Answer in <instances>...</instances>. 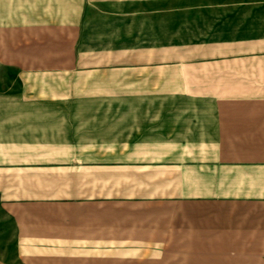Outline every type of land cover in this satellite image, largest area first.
I'll return each instance as SVG.
<instances>
[{
	"label": "rangeland",
	"instance_id": "obj_1",
	"mask_svg": "<svg viewBox=\"0 0 264 264\" xmlns=\"http://www.w3.org/2000/svg\"><path fill=\"white\" fill-rule=\"evenodd\" d=\"M258 1L134 2L132 33L101 34V48L110 47L100 48V56L46 58L66 65L64 82L51 90L67 101L36 109L66 114L59 121L66 128L52 129L61 138H32L31 152H20L12 141L17 138H0L8 139L0 143V194L44 197L31 212L48 225L37 219L31 235L68 246L52 250L60 264H264L263 248L255 258L246 256L250 249L227 248L222 226L231 224L233 212H171L168 201L155 212L157 205L144 201L152 194L170 199L218 187L238 192L240 186L181 185L177 170L151 163L197 154L142 152L150 145L142 144L140 131L125 129L148 98L264 96V89L224 88L216 74L200 73L204 66L264 65V4ZM153 64L165 67L161 88L147 87L160 80L146 77L147 83L140 77L148 71L135 68ZM19 87L13 66L0 60V97L16 96ZM49 89L41 96H53Z\"/></svg>",
	"mask_w": 264,
	"mask_h": 264
},
{
	"label": "crops",
	"instance_id": "obj_2",
	"mask_svg": "<svg viewBox=\"0 0 264 264\" xmlns=\"http://www.w3.org/2000/svg\"><path fill=\"white\" fill-rule=\"evenodd\" d=\"M150 1L162 0H0V60L13 66L21 91L16 96L0 97V138H17L12 141L20 152H31L32 138H61L62 133L52 129L63 127L59 121L67 119L66 114L36 109L67 101L51 90L53 83L64 82L66 65L53 66L46 58L100 56V35L131 34L133 3ZM258 3L264 4V0ZM140 66L135 67L140 73L148 71L141 79L147 83L150 80L146 77L160 80L147 87H163L164 66ZM203 69L200 73L223 79L224 88L264 89V65L229 63ZM48 89L53 96H41ZM143 104L139 118L125 123L127 132L140 131L142 144L150 145L142 152L197 154L184 161L167 159L151 165L177 170L181 185L241 187L231 193L220 187L199 194L181 192L170 199L152 194L144 201L155 203V212H160L159 205L165 201L171 203V212H233L231 224L222 226L227 248L250 249L246 256L262 257L259 249H264V222L259 213L264 212L260 187L264 186V96L156 97ZM17 193L11 198L0 194V264H60L52 250L68 246L31 235L37 232L36 226L31 228L37 219L48 225L42 214L31 212L36 200L44 197ZM149 208L147 212L154 211Z\"/></svg>",
	"mask_w": 264,
	"mask_h": 264
}]
</instances>
